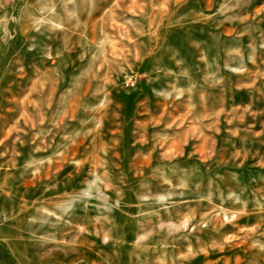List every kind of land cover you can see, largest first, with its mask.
<instances>
[{
    "label": "rangeland",
    "instance_id": "374dc122",
    "mask_svg": "<svg viewBox=\"0 0 264 264\" xmlns=\"http://www.w3.org/2000/svg\"><path fill=\"white\" fill-rule=\"evenodd\" d=\"M0 264H264V0H0Z\"/></svg>",
    "mask_w": 264,
    "mask_h": 264
},
{
    "label": "built area",
    "instance_id": "2783aa9c",
    "mask_svg": "<svg viewBox=\"0 0 264 264\" xmlns=\"http://www.w3.org/2000/svg\"><path fill=\"white\" fill-rule=\"evenodd\" d=\"M1 218H2V212L0 211V220H1Z\"/></svg>",
    "mask_w": 264,
    "mask_h": 264
}]
</instances>
